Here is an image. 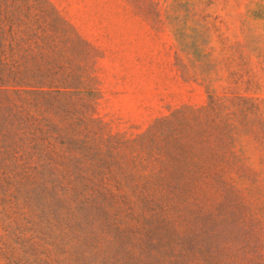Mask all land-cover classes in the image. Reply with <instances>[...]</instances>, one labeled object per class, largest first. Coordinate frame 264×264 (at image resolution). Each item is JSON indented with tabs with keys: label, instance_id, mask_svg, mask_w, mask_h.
Segmentation results:
<instances>
[{
	"label": "rangeland",
	"instance_id": "374dc122",
	"mask_svg": "<svg viewBox=\"0 0 264 264\" xmlns=\"http://www.w3.org/2000/svg\"><path fill=\"white\" fill-rule=\"evenodd\" d=\"M0 264H264V0H0Z\"/></svg>",
	"mask_w": 264,
	"mask_h": 264
}]
</instances>
